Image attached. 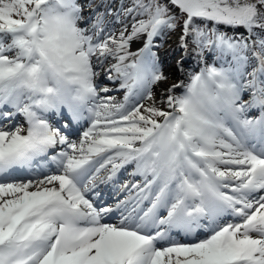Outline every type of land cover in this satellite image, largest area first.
<instances>
[{
	"label": "snow or ice",
	"instance_id": "6c2138e0",
	"mask_svg": "<svg viewBox=\"0 0 264 264\" xmlns=\"http://www.w3.org/2000/svg\"><path fill=\"white\" fill-rule=\"evenodd\" d=\"M0 264H264V0H0Z\"/></svg>",
	"mask_w": 264,
	"mask_h": 264
},
{
	"label": "bare ground",
	"instance_id": "6f19581e",
	"mask_svg": "<svg viewBox=\"0 0 264 264\" xmlns=\"http://www.w3.org/2000/svg\"><path fill=\"white\" fill-rule=\"evenodd\" d=\"M176 41H177V35H175V34L171 35L168 38V41H167V44L165 45V47L161 49V52L164 53L166 50H168L170 52L171 56L174 57V59H179V56L181 55L180 52L178 50L177 51H171L172 49H175ZM170 62L174 63V60L170 61ZM187 66H189L188 70H191V68L195 67V64H194V62L191 61V64L190 65L188 64Z\"/></svg>",
	"mask_w": 264,
	"mask_h": 264
},
{
	"label": "rangeland",
	"instance_id": "374dc122",
	"mask_svg": "<svg viewBox=\"0 0 264 264\" xmlns=\"http://www.w3.org/2000/svg\"><path fill=\"white\" fill-rule=\"evenodd\" d=\"M188 65V64H187ZM189 65H190V63H189ZM189 67V66H188Z\"/></svg>",
	"mask_w": 264,
	"mask_h": 264
}]
</instances>
